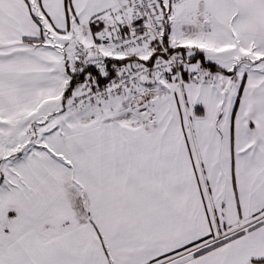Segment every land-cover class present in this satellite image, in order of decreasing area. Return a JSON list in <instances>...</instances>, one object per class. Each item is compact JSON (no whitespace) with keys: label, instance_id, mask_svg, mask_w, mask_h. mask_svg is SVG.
Segmentation results:
<instances>
[{"label":"snow or ice","instance_id":"6c2138e0","mask_svg":"<svg viewBox=\"0 0 264 264\" xmlns=\"http://www.w3.org/2000/svg\"><path fill=\"white\" fill-rule=\"evenodd\" d=\"M0 264H264V0H0Z\"/></svg>","mask_w":264,"mask_h":264}]
</instances>
